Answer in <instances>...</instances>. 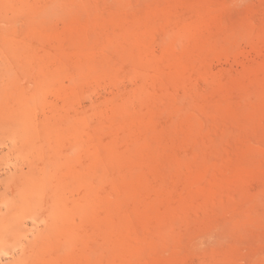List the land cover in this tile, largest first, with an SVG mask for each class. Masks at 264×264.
<instances>
[{
  "label": "rangeland",
  "instance_id": "obj_1",
  "mask_svg": "<svg viewBox=\"0 0 264 264\" xmlns=\"http://www.w3.org/2000/svg\"><path fill=\"white\" fill-rule=\"evenodd\" d=\"M0 264H264V0H0Z\"/></svg>",
  "mask_w": 264,
  "mask_h": 264
},
{
  "label": "bare ground",
  "instance_id": "obj_2",
  "mask_svg": "<svg viewBox=\"0 0 264 264\" xmlns=\"http://www.w3.org/2000/svg\"><path fill=\"white\" fill-rule=\"evenodd\" d=\"M24 24V23H23ZM23 24L21 25L22 27H20L19 25V28H21L20 30L22 31L23 30ZM18 26V25H17ZM19 28L17 27V30L20 32Z\"/></svg>",
  "mask_w": 264,
  "mask_h": 264
}]
</instances>
